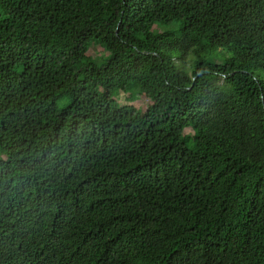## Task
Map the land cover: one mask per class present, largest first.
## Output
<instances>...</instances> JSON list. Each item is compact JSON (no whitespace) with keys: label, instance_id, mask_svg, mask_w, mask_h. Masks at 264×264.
<instances>
[{"label":"trees","instance_id":"trees-1","mask_svg":"<svg viewBox=\"0 0 264 264\" xmlns=\"http://www.w3.org/2000/svg\"><path fill=\"white\" fill-rule=\"evenodd\" d=\"M259 72L264 0H0V264H264Z\"/></svg>","mask_w":264,"mask_h":264},{"label":"rangeland","instance_id":"rangeland-1","mask_svg":"<svg viewBox=\"0 0 264 264\" xmlns=\"http://www.w3.org/2000/svg\"><path fill=\"white\" fill-rule=\"evenodd\" d=\"M156 27V28H155ZM154 29H157V31H168L171 29V25L167 26V25H155L153 27ZM223 53H215L214 57H212L210 60V62H216L218 63V59L222 60L223 57H225L224 55H222ZM87 55H89L92 59H96L99 57H105L107 55V52L103 50L102 47H99L98 45H91ZM192 60V56L188 55L185 59H184V64H181L179 61H177L176 58L173 59L174 61V66L176 68L177 71H182L184 73H189L190 72V68L188 66V63L191 62ZM176 62V63H175ZM181 68V69H179ZM261 78H264V73L259 72L258 74ZM115 99H117L118 103L120 105H127V104H132L133 106H135L136 108H139L141 111L145 112L148 115H154V111L152 109V103L151 100L146 97L145 95H138V94H134V95H130L128 93H123V92H119L118 94H116L114 96ZM185 132H189L188 129L184 130Z\"/></svg>","mask_w":264,"mask_h":264}]
</instances>
